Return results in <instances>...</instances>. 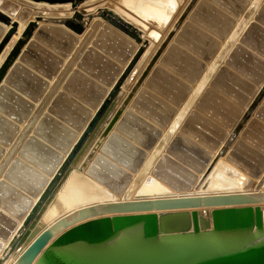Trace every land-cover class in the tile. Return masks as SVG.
Masks as SVG:
<instances>
[{
    "label": "water",
    "instance_id": "water-1",
    "mask_svg": "<svg viewBox=\"0 0 264 264\" xmlns=\"http://www.w3.org/2000/svg\"><path fill=\"white\" fill-rule=\"evenodd\" d=\"M257 3H252L235 23L237 26L227 34L224 44L176 113L163 119L149 116L152 122L131 110L121 115L136 87L129 92L78 168L70 172L48 201L32 230L29 227L37 212L48 200L55 184L133 65L134 59L117 81L114 78L119 67L114 65L112 74L101 80L106 87L115 82L104 98L106 87L97 83L94 92L88 89L79 91L80 88L73 86L71 79L67 78L72 71L79 72L73 69L77 62L78 67L85 69L83 61L87 51L84 49L100 23L94 21L85 30L86 22L94 16H101L136 41L142 32L114 11L102 8L88 16L76 14L71 17H82L79 24L66 19L65 26L76 34H83L81 40L76 43L74 38L61 53L66 61L62 62L59 57L51 69L44 70L28 61L27 49L21 60L30 69L15 65L5 83L0 84V251L3 241L16 231L0 257V264L20 241L23 249L11 264H264V207L257 205L264 203V190L261 189L264 183L263 155L255 166L236 157L238 145L229 150L235 131L222 146L220 141L210 143L213 150L221 146L217 156L226 154L229 163L256 179L251 190H242L235 183L233 187L209 185L208 193L184 194L193 186L197 189L195 173L182 168L180 172L189 176L181 182L169 179L160 171L166 164L177 166L168 154L184 161V155L179 150L174 151L177 148L174 146V137L178 135L176 130L247 25ZM184 16L185 13L181 18ZM0 18L5 17L0 14ZM42 29L38 39L43 37L40 36L43 35ZM30 33L31 30L26 40ZM4 42L0 43V49ZM21 45L24 44L15 46L0 67V81ZM128 54L118 61H125ZM20 71L34 76V86L13 80V75ZM85 78L89 83L93 82L89 77ZM50 79L51 84H47ZM60 86L61 91L58 90ZM133 107L140 110L136 104ZM95 108L92 115L91 109ZM132 114L134 123L139 126L136 131L128 126ZM113 124H116L115 130L109 133ZM82 128L83 132L77 138V131ZM101 143L99 152L94 154ZM165 148L167 152L163 154ZM210 156L199 159L192 168L198 172ZM89 160L91 162L83 174ZM149 172L163 180L171 191L167 190L164 195L143 191L142 197L131 199L141 191L144 181L145 185L152 183V178L147 177ZM51 174L53 177L48 180ZM113 193L120 195L121 199L111 201ZM35 197L37 200L33 203ZM198 207L211 209L185 210ZM155 211L166 212L157 214ZM19 220H22L21 224ZM83 220L86 221L76 224ZM48 221L52 222L45 226Z\"/></svg>",
    "mask_w": 264,
    "mask_h": 264
},
{
    "label": "rangeland",
    "instance_id": "rangeland-1",
    "mask_svg": "<svg viewBox=\"0 0 264 264\" xmlns=\"http://www.w3.org/2000/svg\"><path fill=\"white\" fill-rule=\"evenodd\" d=\"M4 1H8L9 4L14 6L12 13L19 16L21 20L27 22V24H30L32 21L36 23L37 27L41 26V24H46L42 25L43 35H40L43 36L42 39H36V28L31 35L30 40L32 43L28 44L27 48L29 49L28 61L39 68L44 70L51 69L59 57L63 59L62 62L66 61V58L61 54L63 50L67 49L73 40L76 39L75 42L77 43L83 36H77V34L67 26L57 22V20L72 16L74 12L71 15H67V12H69L68 9L64 8V11L59 8L39 6L24 0ZM29 1L33 2V0ZM254 1L257 3V0H173V2L176 3V7L168 17V20L161 23L162 25L160 24L159 16H161V5L163 6L164 4L159 5L156 0H148L146 3L142 2L141 5H143V8L138 11L137 9H139V7L133 6L135 0H127V5L122 3L121 0H92L89 1L91 2V6L89 2L84 3L89 7L82 4L85 7L80 10L81 13L79 12L82 17H84L83 15H91L102 8H109L111 11L114 9L120 14L122 12L123 16L132 20L129 21L131 24L145 31H143L144 37L152 41L154 45L155 50L153 49L154 51L150 52V54H153H151L146 63H144L150 49L145 50L147 53L144 52V56L142 55L140 58V60L142 59L143 61L141 64L138 61L139 64L136 65L130 77L123 85L122 89L124 88L127 93L121 89L119 95L121 100L119 97L117 98L112 113L116 111L133 85L137 83L136 81L141 73H143L148 63L161 48L162 42L173 33V31L175 32L174 38L171 39V44L168 46L169 48L163 53V55L165 54L161 64L163 66L159 64L158 60L156 61L154 68L151 70L148 77H146L143 84H141L139 88L140 91H138L135 98L130 102L131 105L136 104L140 108V112L130 107V105L128 106V108H130L128 110H133L137 116L149 122H152L149 116L154 119H163L168 116L170 117L174 112L176 113L189 97L205 72V70H202L203 63L209 65V62L206 61L208 57L219 51L221 45H223L226 40L225 38L229 30L231 32V30L237 26L235 25L236 19L238 18L237 21H239L243 13L252 6V3H255ZM164 2H169V0H164ZM189 5H191V8L189 12L186 13ZM154 10L156 13L153 12ZM146 11L148 13L152 11L155 14L151 12V15L142 16ZM184 13H186V16L180 21ZM256 16L258 17L257 20L255 16L251 17L248 25L252 26L245 31L243 38L246 43L264 52V0H260L259 3H257ZM82 17L70 18L72 19L71 23H81L83 21ZM96 19H99L101 24L95 35L91 37L87 48H85L87 52L85 61H83V66L87 71L78 67L79 62H77L73 69L79 72L74 73V71H72L67 78L71 79L73 86L80 88L79 91L88 89V91L91 90L94 92L95 83L106 87L101 80L112 74L111 71L115 68L114 65H118L121 69L124 68V64L118 61V59L124 57L125 54L132 50V47H134L133 43L136 44L133 40H129L132 39L131 37L99 16H94L93 20H90V25L92 22L96 21ZM90 25H87L88 28ZM175 25H179V27L175 28ZM148 27L151 30L150 32ZM146 32L149 33V35ZM145 33L148 37L145 36ZM151 35L153 38L150 37ZM11 40L5 47L9 46L8 44L12 42ZM16 41H14V43ZM94 41L97 44L96 46L93 44ZM217 44L218 46H216ZM226 55L228 60L227 67H218L216 69L215 73L207 81L185 115L180 128L177 130V137L176 135L174 137V146L177 147L174 151L177 152V150H179V152L184 155L183 160L185 162L168 154L170 158H172V161L177 163V166L167 165L166 163V165L163 166V162L161 163L162 165L160 168L163 167L160 171H162V174L168 176L169 179L184 182L189 174L186 176V174L180 172L182 168L188 169V171L191 170V172L196 174V171L192 168V164L197 165L200 161L199 159L207 158L212 153H217V150L215 151L212 149L210 143L212 141H220L222 144L224 141L223 139L234 129L233 126L235 121H238L243 112L246 111V107L241 106L239 100L249 97L251 93L253 94V91L251 90L252 92L250 93L249 88L246 87V85L244 86V82L238 83L239 81L233 75V71L243 74L246 73L253 78L252 81L255 79L258 80L260 78L259 73L263 72L262 61L260 63V60L258 61V59L249 57V54L241 47L232 46ZM24 65L26 66L25 63ZM221 65L225 66L224 63H221ZM85 77H89L93 82L89 83ZM198 78L199 80L197 82ZM13 80L21 84H32L33 86L36 83L34 76H29L27 73L21 71L13 75ZM252 81L250 80L251 83ZM132 82H134V84H132ZM50 83L51 80H48V84ZM259 88L260 87L257 86L256 91H258ZM61 90L62 86L59 88V91ZM125 93L126 95H124ZM6 101H8V99H6ZM235 106L237 107L236 119L234 118ZM262 106L260 107L261 109L258 110L261 116L258 115L256 118L264 119V103ZM132 116L133 114L131 118ZM251 117H255V115L252 114ZM263 119L262 122H264ZM253 123L255 125L250 126V132L246 133V135L244 134V137H238L237 140L232 141L229 146L230 150L233 145H238L235 150L236 157L242 159L244 162L250 163L251 166H255L256 163L261 160V155L264 156V129L261 128V126L264 125L259 119L254 120ZM128 124L129 128L131 127L130 130L136 131L139 128V126L134 123L133 118ZM155 125L157 128L163 129L157 124ZM163 131L164 129L162 132ZM175 138H177V140H175ZM223 157L224 164L229 169L238 171L243 177L245 176L243 178L238 174L239 178H237L238 181H240L238 184L239 188L242 190L252 189L256 180L241 171L238 167L229 163L225 159L226 155ZM157 180L169 189V186L163 181ZM193 189L195 190L194 186L188 192H191ZM262 207H264V205Z\"/></svg>",
    "mask_w": 264,
    "mask_h": 264
},
{
    "label": "bare ground",
    "instance_id": "bare-ground-1",
    "mask_svg": "<svg viewBox=\"0 0 264 264\" xmlns=\"http://www.w3.org/2000/svg\"><path fill=\"white\" fill-rule=\"evenodd\" d=\"M26 2H29V3H32V4H35V5H39V6H48V7H52V8H59L61 10H64L65 9H68L69 12H67V15H71L69 18L75 16L76 14L80 15L79 12L80 10L83 9L84 7V3H87L89 1H92V0H33V2H30L29 0H24ZM36 1V2H35ZM97 1V0H96ZM100 1V0H99ZM102 1V0H101ZM13 2V1H12ZM45 2H49V3H56V4H49V3H45ZM94 2V1H93ZM122 3L126 4L127 5V0H121ZM142 2H148V0H135V4L133 5L134 7H139L138 10L142 9L143 5H141ZM156 2L160 4H164L163 6L161 5V10H160V14L161 16L160 17V24L161 23H164L168 20V17L170 16V14L174 11L175 7H176V3L173 2V0H169V2H164V0H156ZM164 2V3H163ZM90 3V6H91V2ZM96 3V2H95ZM98 3V2H97ZM152 3V2H151ZM84 4V5H82ZM153 5V4H152ZM86 6V5H85ZM98 6V5H97ZM96 6V7H97ZM102 6V5H101ZM150 6V5H148ZM14 6L9 4L8 1H4V0H0V14H2V16H4L5 18L2 20L0 18V24H3V25H0V43H3L5 38L7 40H5L2 48L0 49V67L3 65V63L5 62V60H7L10 52L15 48V46H17L18 44H24V45H21V48L18 52V55L15 57V59L13 60L12 64H10L7 68H6V72L5 74L3 75V77L1 78V81H0V84H3L5 83V80H6V77L13 71V69L15 68V65H22L23 67H27L25 65H23L24 63L22 62V56L25 54H27V48H28V44H31V35L33 34L34 30L37 28V33L35 34V37L36 39H38L39 37V34H41V32L39 33V30L40 28L42 27V25H46V24H41V26H38L36 25L35 22H30V24L25 21H22L21 18L19 16H16L15 14H13V8ZM86 7H89L88 5ZM116 7V6H115ZM156 7H157V4H156ZM85 8V7H84ZM95 8V7H94ZM152 8V7H151ZM191 8V5L188 6L187 10H186V13L189 12ZM39 9V8H38ZM146 9V8H145ZM156 9V8H155ZM48 10V9H47ZM55 10V9H54ZM99 10V9H98ZM157 10V9H156ZM65 11V10H64ZM114 11V13H116L117 15H119L120 17H122L123 19H125L126 21H132V20H129L127 19L125 16L122 15V12L121 14L116 11V10H112ZM142 11V10H141ZM144 11V10H143ZM159 11V10H158ZM178 11V10H177ZM180 11V10H179ZM152 11H150L151 13ZM155 12V10L153 11ZM152 12V13H153ZM81 13V12H80ZM139 13V12H138ZM150 13H148L147 11L143 13L142 16H146V15H149ZM156 13V12H155ZM153 13V14H155ZM186 13H185V16H186ZM84 14V13H82ZM47 15V13H46ZM59 15V14H58ZM66 15V14H64ZM138 15V14H137ZM151 15V14H150ZM36 16V15H34ZM60 16V15H59ZM58 16V17H59ZM83 16H86V15H83ZM134 16V15H133ZM157 16V15H156ZM252 16H255V19L257 20L258 17L256 16V10L253 11V14L251 15ZM44 17V16H43ZM46 17V16H45ZM50 17V16H49ZM62 17V16H60ZM101 17V16H99ZM136 17V16H135ZM250 17V19H251ZM102 19H104L103 17H101ZM45 19V18H44ZM66 19H68V16L67 18H62L61 20H57V22L65 25L66 24ZM159 19V18H158ZM250 19L248 20V23L247 25H244L243 29L241 30V32L239 33V35L236 37V39L234 40L232 46H235V47H241L243 50L246 51V53L249 54V57H252L253 59H258V61L261 63L262 61V70L263 72L259 73L260 75V78L258 80H253L252 81V77H250L249 75H247L246 73L243 74L241 72H235L233 71V75L236 77V79L239 81L238 83H241V82H244V86L246 85V87L249 88L250 90V93L253 91V94L251 93L249 97H245L243 99H240L239 100V104L243 107H246V111L243 112L241 118L238 120V121H235L234 123V129H232L231 133L229 135H227L223 140V143L229 139V137L233 134V131L234 132V135H233V141H236L238 137H242L244 134L246 135V133L250 132L251 131V128L250 126L252 125H255L253 122L254 120L256 119H259V121L264 125V122H262V119L263 118H256L258 115L260 116L258 110L260 109V107L262 106V104L264 103V52L258 48H255L254 46L250 45L249 43H246V41L244 40L243 36L245 34V31L251 27L252 25H248L249 24V21ZM90 20L92 21L93 20V17L90 18ZM90 20H88L86 22L85 25H90ZM99 20V19H96V21ZM105 20V19H104ZM137 20V19H136ZM183 18H181L180 21H182ZM238 18L236 19V22H237ZM56 21V20H55ZM100 21V20H99ZM41 22V21H40ZM154 22V21H153ZM32 23V24H31ZM253 23V22H251ZM39 24V23H38ZM101 24V21L99 23V26ZM159 24V23H158ZM33 26V28L30 29L31 26ZM143 25V24H142ZM162 25V24H161ZM21 26V27H20ZM99 26L98 28H96V30L94 31V33L91 35V37L93 35H95V33L98 31L99 29ZM144 26V25H143ZM176 27L175 28H178L179 25H175ZM235 26V25H234ZM262 26V25H261ZM137 27V26H136ZM146 27V26H145ZM88 28V26L85 27V30ZM141 32H142V35L139 37L138 41H136L135 39H129L130 41L133 40V42H136V44L133 43V46L132 47V50L129 52V54L127 55V58L125 59V61H122V64H124V68L121 69L119 68V71L117 73V76L114 78V81H117L118 77H120L122 75V73H124L125 71V68L129 65V63H131V61H133V65L128 69V72L125 76V78L121 81V84L119 86V88L115 91V94L113 95L112 99L108 102L107 106L105 107V110L103 111V113L101 114V117L99 118V120H97V122L95 123V125L92 127L91 131L88 133V135L86 136V138L83 140V142L81 143L80 145V148L79 150L77 151V153L75 154L74 158L71 160V162L69 163V165L67 166L66 170L64 171V173L62 174V176L60 177V179L58 180V182L55 184L53 190L51 191V194L48 198V200L41 206V208L39 209V211L37 212L35 218L33 219L32 221V225L29 227V230H32V228L34 227L35 223L37 222V220H39L42 216V213L44 211V209L46 208L47 204H48V201L55 195V193L60 189L62 183L66 180V178L68 177V175L70 174V172L73 170V169H77L78 166L80 165L82 159L84 158V156L86 155V153L88 152V150L90 149V147L93 145V143H95L97 137L99 136V134L101 133V131L103 130V128L105 127V125L107 124V122H109V119L111 118V116L113 115V108H114V105L116 104L115 101L117 100V98L119 97L120 98V93H121V89L123 87V85L125 84V82L127 81V79L130 77L131 73L133 72L134 68L136 67L137 64H141V62L143 61L142 59L140 60V58L142 57V55L144 56V52H146L145 50H149V54L147 55V57L145 58V61L144 63H146V61L149 59L150 55L153 54L150 52L151 51H154V45L152 44V41L146 39L144 37V33L142 31V29L140 27H137ZM147 28V27H146ZM151 28V27H150ZM102 29V28H101ZM149 29V27H148ZM31 30V33H30V36L27 38L26 40V37L28 35V33L30 32ZM151 30L149 29V32ZM157 31V29H156ZM145 32V31H144ZM148 32V31H147ZM146 32V33H147ZM146 33H145V36H146ZM160 33V31H159ZM158 33V34H159ZM174 31L173 33H171L163 42H162V45H161V48L159 49V51L154 55V58L148 63V66L146 67V69H144L143 73H141L140 77L138 79L139 80V84L136 86L137 83L134 84V82H132L133 87L131 88V90L135 88V90H133L131 96H130V99L129 101L127 102V104L125 105V107L123 108V111L121 112V115L126 112L128 109V106L130 105V107L134 108L133 105L130 104L131 100H133L135 98V96L137 95L138 91H140V87H141V84H143V82L145 81L146 77H148L149 73L151 72V70L154 68L155 66V63L156 61L158 60L159 64L161 65L162 64V60H163V53L166 51L167 48H169L168 46L171 44L170 41L171 39L174 38ZM229 33H230V30H229ZM149 35V33H147ZM83 34H77V36H82ZM161 35V34H160ZM155 36V35H153ZM225 36V35H224ZM9 37V38H8ZM148 37V36H146ZM152 37V35L150 36ZM149 37V38H150ZM227 37V35H226ZM40 38V37H39ZM153 38V37H152ZM156 38V37H154ZM12 39V40H11ZM18 39V40H17ZM12 41L11 43H9L7 47H5L7 45V43L9 41ZM17 40V41H16ZM154 40V39H153ZM14 41H16L14 43ZM156 41V39H155ZM95 42V41H94ZM93 44L95 45L96 42ZM222 42V41H221ZM14 43V44H13ZM149 43H150V46H149ZM157 43V42H156ZM13 44V46H12ZM155 44V43H154ZM139 45V47H138ZM12 46V47H11ZM96 46V45H95ZM149 46V48H148ZM218 46V44L216 45ZM222 47V45H221ZM220 47V48H221ZM87 48V46L85 47ZM154 49V50H153ZM85 50V49H84ZM147 53V52H146ZM215 54L213 53L211 56L208 57V59L206 60L207 62H209V65L212 61V59L214 58ZM204 58H206L205 56H203ZM139 61V63H138ZM254 62V61H253ZM221 63H224L225 66H222ZM203 69L202 70H206V68L209 66L205 63H203ZM158 65V64H157ZM163 66V65H161ZM218 67H221V68H225L227 67V55L222 59V61L220 62L219 66ZM28 68V67H27ZM30 69V68H28ZM261 69V68H260ZM36 70V69H35ZM140 72V71H139ZM203 73V72H202ZM137 75V74H136ZM202 75V74H201ZM138 77V76H137ZM248 80H247V79ZM51 80V79H50ZM199 78L197 79V82H198ZM250 80L252 81V83L250 82ZM134 81V80H133ZM138 81V80H137ZM136 81V82H137ZM52 82V80H51ZM246 82V83H245ZM115 82H113L111 85L107 86V88L105 89V93L103 95V98L107 96V94L110 92V90L112 89L113 85H114ZM47 84H48V80H47ZM51 84V83H50ZM241 85V84H239ZM257 86H259L260 88L258 89V91H256L257 89ZM61 87V86H60ZM59 87V88H60ZM127 88V87H126ZM59 90V89H58ZM124 90V88L122 89ZM130 90V91H131ZM252 90V91H251ZM124 92H126L124 90ZM123 92V93H124ZM127 93V92H126ZM126 93L124 95H126ZM129 94V93H128ZM127 94V95H128ZM124 97V96H123ZM103 100V99H102ZM119 100V99H118ZM121 100V98H120ZM184 102V101H183ZM118 105V104H117ZM234 113H235V116L234 118L236 117V109L237 107L235 106L234 108ZM133 111V110H132ZM96 112L95 109H91V114L94 115V113ZM252 114L255 115V117H251ZM91 115V116H92ZM121 118V116L119 117ZM91 118H89L90 120ZM236 119V118H235ZM264 121V119H263ZM241 122V123H240ZM118 123V122H117ZM116 123V124H117ZM253 123V124H252ZM116 124H113V127L109 130V133L113 130H115V126ZM261 126V125H260ZM255 127V126H254ZM180 128V127H179ZM178 128V129H179ZM262 129H264V126H261ZM164 131H165V128H163ZM161 129V131L163 130ZM177 129V130H178ZM176 130V132H178ZM163 131V132H164ZM83 132V128L78 130L77 131V138L80 137V135L82 134ZM244 137V136H243ZM246 137V136H245ZM105 140V139H104ZM103 140V142H104ZM102 142V143H103ZM102 143L99 145V147H97L96 151L94 154H96L97 152H99L100 150V147L102 146ZM223 143L221 144V146L223 145ZM221 146H219L218 148H216L217 150V153H212L211 156H210V159L207 161V163L198 171L196 172V185H197V189H193L191 192H183L184 194L187 193V194H192V193H208V188H209V185L211 186H215V187H233V185L236 183L237 185L240 183V181H238V174H240V172L238 171H234L233 169H229L225 164H224V157L225 155L223 156H217L218 155V151H220V148ZM165 152V153H164ZM167 152V149H163V154H166ZM150 153V152H148ZM214 154V155H213ZM63 157L66 156V154H62ZM91 160H89V162H87V164L84 166L83 170H82V173L85 174V171H87V168L90 164ZM230 170V171H229ZM238 172V173H237ZM135 174H133L134 176ZM53 177V175H49L48 176V180H51ZM147 177H151L152 178V183L148 184V185H145V181L141 184V191L137 194H134L131 199H135V198H140L142 196L140 195H143V193H153V194H166L167 193V190L168 191H171L170 189H168V187H166L165 185L161 184L156 178L153 176V174L151 172H149L147 174ZM238 177V178H237ZM240 177H243V175L240 174ZM245 177V176H244ZM243 177V178H244ZM256 180V179H255ZM161 181V180H160ZM163 181V180H162ZM235 184V185H236ZM238 188H239V185H238ZM261 189L264 190V183L262 184L261 186ZM251 190V189H250ZM175 194H181V193H178V192H175ZM152 195V194H151ZM121 199V196L120 195H117L115 193H113L112 195V198L110 199L111 201H114V200H120ZM37 200V198H33L32 201L33 203H35V201ZM255 204H253L252 206H254ZM259 207H262L264 205V203H258L257 204ZM211 208L210 207H198V208H189V209H185L187 212H191L192 210H196V211H208L210 210ZM172 211H178V210H172ZM157 214H160V213H165L166 211H155ZM110 215V214H109ZM101 217V216H100ZM93 219V218H92ZM86 220H83L81 222H78L76 224H79V223H82ZM52 221H48L45 226H48L50 225ZM22 223V220H19V224ZM74 224V225H76ZM72 226L64 229L63 231H61L60 233H58L49 243H51L54 239H56L61 233H63L64 231H66L67 229L71 228ZM16 233L13 232L12 233V236ZM11 236V237H12ZM10 238H8L6 241H3V246H2V250L0 251V257L1 255L3 254V252L5 251V249H7V247L9 246V242H10ZM23 249V243L22 241L18 242L15 244V246L13 247V250L12 252L6 257V259L4 260L3 264H11L12 261L15 259V257L22 251Z\"/></svg>",
    "mask_w": 264,
    "mask_h": 264
},
{
    "label": "crops",
    "instance_id": "crops-1",
    "mask_svg": "<svg viewBox=\"0 0 264 264\" xmlns=\"http://www.w3.org/2000/svg\"><path fill=\"white\" fill-rule=\"evenodd\" d=\"M21 27V26H20Z\"/></svg>",
    "mask_w": 264,
    "mask_h": 264
}]
</instances>
